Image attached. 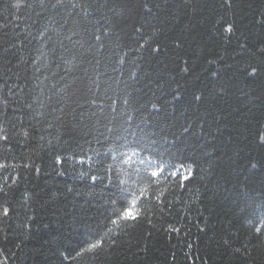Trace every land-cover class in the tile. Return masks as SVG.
Wrapping results in <instances>:
<instances>
[{"label":"trees","instance_id":"trees-1","mask_svg":"<svg viewBox=\"0 0 264 264\" xmlns=\"http://www.w3.org/2000/svg\"><path fill=\"white\" fill-rule=\"evenodd\" d=\"M262 136L264 0H0V264H264Z\"/></svg>","mask_w":264,"mask_h":264},{"label":"snow or ice","instance_id":"snow-or-ice-1","mask_svg":"<svg viewBox=\"0 0 264 264\" xmlns=\"http://www.w3.org/2000/svg\"><path fill=\"white\" fill-rule=\"evenodd\" d=\"M261 139L264 140V136H262ZM153 174L155 175V173H153ZM132 203L135 204V201L133 200ZM5 212H7V209H5ZM122 218H124V219H129V218L134 219L135 218L133 215V211H132L131 207L125 208L123 210ZM113 222L115 223V221H113ZM95 246H96L95 244L91 245V247H95Z\"/></svg>","mask_w":264,"mask_h":264}]
</instances>
